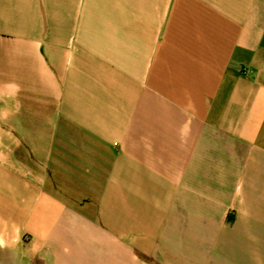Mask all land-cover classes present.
Here are the masks:
<instances>
[{
    "label": "crops",
    "instance_id": "1",
    "mask_svg": "<svg viewBox=\"0 0 264 264\" xmlns=\"http://www.w3.org/2000/svg\"><path fill=\"white\" fill-rule=\"evenodd\" d=\"M0 264H264V0H0Z\"/></svg>",
    "mask_w": 264,
    "mask_h": 264
}]
</instances>
